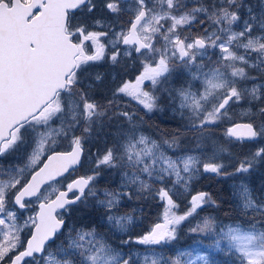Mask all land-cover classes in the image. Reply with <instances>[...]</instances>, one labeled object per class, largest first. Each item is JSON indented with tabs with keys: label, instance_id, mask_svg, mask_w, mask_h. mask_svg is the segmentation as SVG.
Wrapping results in <instances>:
<instances>
[{
	"label": "snow or ice",
	"instance_id": "6c2138e0",
	"mask_svg": "<svg viewBox=\"0 0 264 264\" xmlns=\"http://www.w3.org/2000/svg\"><path fill=\"white\" fill-rule=\"evenodd\" d=\"M102 7L113 16L132 17L127 30H112L109 59L120 63L118 45L123 44L129 46L123 56L137 54L143 69L134 81L118 84L106 103L94 99L91 86L82 80L88 67L105 58L102 38L110 35L95 30L105 26L102 20L89 23L96 0H0V159L27 142L25 133L33 134L27 165H0V264H183L179 257H158L153 246L175 240L177 226L212 202L208 193L192 196L189 210L176 215L169 190L160 188L157 195L167 202L163 223L133 237L127 228L132 217L113 214L121 197L130 193L105 190L104 199L97 203L112 228L127 236L116 246L95 228L68 227L58 210L68 211L86 196H97L94 182L102 168L120 170L122 188L135 186L137 192H144L151 189L150 181L171 179L173 187L187 189L201 169L231 176L249 173L264 161V147L239 160L233 172L218 156L226 151L223 146L206 161L191 152L170 156L167 150L180 148L181 135L160 141L145 135L144 121L137 123L135 113L123 110L120 103V97H127L145 115L159 110V85L177 68L184 69L203 87L197 92L191 85L177 90L179 115L187 121L185 131L198 133V140L204 139L210 126L231 119L232 105L242 100L264 105V85L248 89L242 84L255 79L246 69L264 75V0L257 6L248 0H211L210 4L196 0L192 7L185 0H102ZM197 24L200 35L185 34ZM209 49H218L219 57L205 62ZM95 80L101 76L97 74ZM245 115L251 122L236 123L225 135L240 142L264 137V106L255 112L249 108ZM121 119L127 127L119 125L111 133L115 143L95 158L93 174L73 180L64 191L54 187L52 182L81 164L85 142ZM62 139L69 140L71 151L55 150ZM234 196L239 222L218 227L214 218L207 217L190 231L215 232L218 239L213 246L220 249L221 241H226L227 251L237 256L239 264H264V197L256 196L243 181ZM34 203L39 211L23 218V211ZM65 228L67 235L61 240ZM134 246H145V252L152 254L142 255ZM180 255L188 256L186 264H209L206 255Z\"/></svg>",
	"mask_w": 264,
	"mask_h": 264
},
{
	"label": "rangeland",
	"instance_id": "374dc122",
	"mask_svg": "<svg viewBox=\"0 0 264 264\" xmlns=\"http://www.w3.org/2000/svg\"><path fill=\"white\" fill-rule=\"evenodd\" d=\"M205 1H207L208 4L211 3V0H205ZM195 2H196V0H185V3L188 4L189 7L194 6ZM96 3H97L98 8L95 9V11L89 16V23L91 24V22L93 20H96V19L102 20L104 22L105 26L103 28L95 27V30L106 31V32H109L110 35H109V37L102 38V42H104L106 44L105 58L99 62H95L92 66L88 67L87 72H85L83 77H82V80L84 81L85 86L86 87L89 85L91 86L89 88V92L93 98H95V96H98L100 94L99 91H97V89L102 91V92L104 91L105 93H109L112 95V91L116 88V86L118 84H120L122 81H126V80L134 81L136 76L139 75L140 72L143 70L141 59L138 58L137 55H135L133 53V55L131 57L123 56V51L129 47L128 46H122V44L118 45V48L120 49V51L122 53L120 63L113 64L111 62V60L109 59V56L111 55V52L113 50L111 43H109V40L111 39V32L113 29L117 32H119L121 29L127 30L129 24H126L124 22V19H126L127 16H129L130 18H128V19L130 20L132 17L127 13H124V14L120 15L119 17L113 16V15L109 14L102 7V0H96ZM129 3H130V0H129ZM258 4H259V0H253V2H252L253 6H257ZM245 18H247V17H245ZM236 30L238 31L239 29H236ZM185 34L186 35H200L201 34V26L199 24H197L191 33H185ZM88 43H90V42H88ZM161 43H163V41H161ZM159 46L160 45L157 44V47H159ZM213 53H215V55H213ZM209 57H211L212 61H213V59H215V60L218 59L219 50L218 49H209L207 55L204 56V58H203L204 61L207 62L209 60ZM213 66H214L213 64H209V68L213 67ZM122 68H125V71L121 72L120 69H122ZM253 70H255L256 72H259L256 69H253ZM184 71L187 74H189L186 70H184ZM204 71L207 72L208 68H205ZM97 74H99L101 76L100 81L95 80V76ZM190 78H191V76H190ZM145 83L147 84V82H145ZM189 85H191V90L193 92L203 91L201 81H194L191 78V83ZM189 85H187V87ZM254 85H264V75H262V79L255 81L251 84L244 85V87L251 89ZM181 88H186V87H180L177 90H179ZM178 100H179V98H178ZM104 101H105V99L102 100V102H104ZM120 101H126V103L121 104L122 109L126 110V111H128L134 105L139 106L136 104L135 101H130L129 98H127V97H120ZM179 103H180V101L178 102L177 109H176V112L178 114H179V111H178ZM260 103L261 102H258V101L250 102L249 100H245L242 103L239 102V103L233 105L232 106L233 108H230V111H229V116L231 117L230 120H232V122L228 126H226V129L229 128L234 123L235 119L238 121H247L249 119V116H246L245 112L249 108H251L252 111L255 112ZM141 109H142V107H141ZM230 120L225 119L223 123L229 122ZM183 121L185 124H187L186 120H183ZM184 123H182L180 129L185 130V124ZM223 123L219 122L218 125L223 126ZM110 126H113L115 128L116 124H114V122L111 121ZM123 126L127 127V124H125ZM141 130L143 131V133L145 135H148V136L152 137L153 139L160 141L157 138L158 131L152 129L151 126H149L147 124H142ZM32 135L33 134L30 132L25 133V138H26L27 142L24 145H22L19 148V150H17L15 152H13L12 154L0 159V165H3L4 167H8V166L24 167L25 165H27L28 164V154L31 152L30 140H31ZM76 135H80V132L77 131ZM220 135L222 136V134H220ZM165 138H171V137L165 132L164 133V139ZM222 138H223V136H222ZM189 140L192 142H197L194 139L186 138V141L189 142ZM257 140L259 141L258 143L260 145H262V144L264 145V137H258ZM114 143H115L114 138H113V140H109L103 133H101L99 135L93 134V136L90 137L89 140L85 142L84 147H86L87 153H86L85 160L83 159V161H82L81 167H82V170H85L87 172L86 176L93 174V170L95 168V163H94L95 158L98 155L102 154L106 147H111ZM70 147H71V144H70L69 140H63L62 139L59 141L55 150L56 151H67L70 149ZM201 151H202V149H200L199 153H192V152L191 153L193 155L199 156L202 160H205V161L213 155V153H208V152H204V151L201 152ZM214 152H216V151H214ZM167 154L175 157L177 155H183L184 152L179 151V150H176V151L167 150ZM218 156L220 159H222V156L220 155V153L218 154ZM236 166L237 165L234 162L233 163V171H234ZM31 170H32L31 168L27 169V171H31ZM26 174H27V172H26ZM108 174L112 175L111 176L112 179L109 181L112 182V184H113L112 187H114L113 189H108L107 187H105V184L108 185L109 181L104 179V177L108 176ZM204 174H206V173H204L203 170L201 169L200 174L197 176H194V178L190 182V186L187 189H184L182 186H179V185H177L176 187H173L172 181H171V179H169L165 182L150 181V183H151V189L150 190H147L144 192H137L135 186L122 188V186H121L122 185V174H121L120 170L102 168L99 177L94 182V186H95V190L97 192V196H95V197L87 196L85 199V201L87 203H89L90 205H92L93 209H95L92 212V214H90L91 215L90 218L87 219V220H93L92 225L89 223L88 228H95L97 230V232H99L101 235L105 236L106 239H108L109 242L112 243L114 246L118 245L121 239L127 238V236H125L123 233L112 228V226L107 222V219L105 217V209L97 203L98 200L104 199L103 193L105 192V190L123 191L125 193H130V196L125 195V196L121 197L120 203L117 206V208H122V210H117V208L113 209V214L116 216H130V217H132L131 223L127 224V228L129 229L130 234L133 237L138 236V235H143L146 232H148L151 229V227L154 226L156 223H163V214H164V209L167 206V202L165 200H161L159 198V196L157 195V191L160 188H165L166 190H169V194L172 196L174 203L177 205V207L173 208L171 211L173 213H175L176 215H184L188 211L192 196H194L193 189H192L193 183L197 182ZM116 175L118 177L115 181L113 178ZM82 176H85V175H82ZM245 176H246L245 173L227 176V177H230L229 180L233 181V182L231 181L230 184H231V187L233 189V198H234V202H235L234 207L236 208V212L233 209L232 210L233 215L231 213L230 214L228 213L227 216H232V217H230L229 219H228V217H226V219L220 220L218 223V227L223 226V225H232V224L240 221V219H241L240 212H239V209L237 207L238 201H237L236 197L234 196V191H235L236 186H238L242 181L249 185ZM219 177H221V176H219ZM145 179H147V177H145ZM68 182H69V178H63V179L58 180V182H53V185H54V187L61 190V189L66 187ZM249 187L251 188L250 185H249ZM47 190L49 192L52 191L51 188H48ZM256 196L264 197V187L261 190L260 195H256ZM53 197H54V195H53ZM150 201H155L157 203V205H159V206L157 207V206L150 205V204H152V202H150ZM37 205H38V203H34L32 208L28 209L27 211L22 210L23 211V218H26L29 215H34L35 212H37ZM144 205H146V206L150 205L154 211L156 209L160 208V218L158 221H153L154 217L156 216L155 212L150 213V210L147 207H145ZM202 206H204V204ZM81 211H84V207H82V206H80L77 209H74V208L68 209V211H65V213L61 214L65 218L66 225L68 227H75L77 229H80L81 227L85 228L82 223L80 225L77 224L79 226H77L75 223L77 218H78V215H79V213H81ZM88 216H87V218H88ZM202 222H203V220L200 221L198 225L202 224ZM181 224H182V222H181ZM180 225L177 226L176 238H177V233L179 231ZM64 233H65V236L61 237V240L65 239V237L67 235V228L64 229ZM203 234H204L203 235L204 241L206 240V238L209 239L210 233H203ZM215 238L218 239V236H216ZM61 240H58L56 243L57 244L61 243ZM210 240L211 239H209V241ZM175 242H176V239L171 241L167 245L153 246L154 247V254L157 255L158 257L162 256L163 250L167 249L169 252H171V254L173 256L172 258L179 257L181 260L185 261L183 264H186V262L188 260V256L187 255L181 256L180 254L181 253H189V251L185 250V249L184 250L179 249V248L176 249V247H178V244H176ZM208 245H206V246H208ZM221 245L222 246L220 247V250H222L225 253H229L227 251V242L222 240ZM216 249L217 248L214 247L213 251H215ZM127 250H128L127 248L124 249V251H127ZM133 250L140 252L142 255L143 254H152V253H146L145 252V246H134ZM198 254L202 255L200 252H196V255H198ZM192 258H195V256L193 254H192ZM197 264H202V262H197Z\"/></svg>",
	"mask_w": 264,
	"mask_h": 264
},
{
	"label": "trees",
	"instance_id": "16d2710c",
	"mask_svg": "<svg viewBox=\"0 0 264 264\" xmlns=\"http://www.w3.org/2000/svg\"><path fill=\"white\" fill-rule=\"evenodd\" d=\"M203 2L205 4H208L207 1L205 0ZM248 2L252 4L253 0H248ZM124 22L128 24L129 19L128 18L124 19ZM213 61H215V59H213ZM120 71L121 72L125 71V68L120 69ZM246 71L250 76L255 77V79L243 81L242 82L243 86L262 79V75L260 72H256L253 69H246ZM190 83H191V78L189 74H187L183 69L177 68L172 73V75L167 79V81L159 85V90L156 92V95L159 98L158 99L159 110L145 115L144 110H142L140 106L134 105L128 111L135 113L137 123H139V121L142 119L144 121L143 124H147L151 126L152 129L158 131L157 138L159 140L164 139L165 132L170 137H172L174 134H180L181 145L178 150L184 153L186 152L199 153L200 149H202L201 152L204 151L208 153H214V151H216L220 146H223L226 149V151L220 153V155L222 156V160L229 165L227 171L233 172L234 162L237 165L239 160L243 159L246 156H250L251 153H254L260 147H264V145L263 144L260 145L257 139L252 142H247V141L240 142L237 140H230L225 135V130H226V126H228L232 122V120L225 123H223L224 122L223 120L222 121L223 126H219L218 124L215 126H210L209 131L205 133V137L203 140H198L199 137L198 133L186 132L184 129H180L182 123H184L183 121L184 119H181L180 115L176 112L177 105L179 102L176 90L180 87H187V85H189ZM97 91H99L100 94L98 96H95L94 99H96L101 103L107 102V99L111 97V94L109 93H105L104 91L102 92L98 89ZM103 99H105L104 102H102ZM243 101L245 100L240 101V103H242ZM120 103L123 104L126 103V101H120ZM232 106L231 108H233ZM260 106H264V105L260 103L257 109ZM256 119L258 122L259 118L257 117ZM235 121L237 122L238 120L235 119ZM113 122L114 124H116V127L114 128L113 126L108 125L105 127L103 132V134L109 140H113L114 137L113 135H111V133H115L119 125L127 124V122L122 119L113 120ZM245 122H251L250 118ZM220 134H222L223 138ZM186 138L194 139L197 142H192L190 140L188 142L186 141ZM198 143L200 145L199 147H197ZM84 149H85L84 151L85 153L83 159L85 160L87 153L86 147H84ZM80 173L83 175H87V172L82 169L80 170ZM245 175H246L245 178L249 183V185L251 186V189L253 190L254 194L260 195L261 190L264 187V161L257 163L254 166V168L251 169L249 173H245ZM111 176H112L111 174H108V176L104 177V179L109 181L112 179ZM117 177L118 176L116 175L113 179L116 181ZM229 179L230 177L227 176L221 175V177H219L213 173H206L197 182L193 183V187H192L193 194L196 195L199 192L208 193L211 197L212 202L204 204V206L196 210V213H194L187 220L182 222V224L179 227V231L177 233V238L175 243L178 244V247H176V249L179 248L183 250L184 249L188 250L194 256H196V252H200L202 255H206L208 257L209 264H239L236 255L231 253H225L220 249H216L215 251H213L214 241L215 239H217L215 238L217 236L215 232L210 233L209 236V239H211L210 241L208 238H206V240L204 241L203 233H196L190 231V229L197 227L199 222L207 217L214 218L218 226L220 220L226 219V217H228V219L232 217L227 215L228 213L229 214L231 213L233 215L232 212L233 209L236 212V208L234 207L235 202L233 198V189L230 184L232 180ZM108 185L105 184V187H107L108 189L114 188L112 187L113 184L111 181H109ZM150 202H152V204L150 205L157 207L159 206L155 201H150ZM150 205L148 206L144 205V206L150 210V213L155 212L156 216L154 217L153 221H158L160 218V208L154 211ZM80 206L84 207V211H81V213H79L75 223L76 225L77 224L80 225L82 223L85 228H88L89 223L92 225L93 220H87V219L90 218L91 216L90 214H92V212L95 209H93V206L87 203L85 200L81 202L80 205H78V207ZM117 210H122V208H117ZM162 256L166 260L173 257L171 252H169L167 249L163 250ZM182 262L184 263L185 261L182 260Z\"/></svg>",
	"mask_w": 264,
	"mask_h": 264
},
{
	"label": "water",
	"instance_id": "95a60500",
	"mask_svg": "<svg viewBox=\"0 0 264 264\" xmlns=\"http://www.w3.org/2000/svg\"><path fill=\"white\" fill-rule=\"evenodd\" d=\"M122 45H123V44H122ZM123 46H125V45H123ZM135 55H137V54H135ZM238 123H244V122H238ZM234 124H236V123H234ZM234 124H233V125H234ZM233 125H232V126H233ZM232 126H230V127H232ZM230 139H231V140H236L234 137H233V138H230ZM246 141H252V140H246ZM69 151H71V149H70ZM59 152H62V151H59ZM66 152H67V151H66ZM82 157H83V155H82ZM82 157H81V161H82ZM80 165H81V164L76 165V166L74 167V169H70L69 172L65 173L63 177H65L66 175H68L72 170H75V169L79 168ZM63 177H58L57 180L60 179V178H63ZM78 178H79V177H77L76 179H78ZM74 180H75V179H74ZM70 183H71V182H70ZM65 190H66V189H65ZM61 191H64V190H61ZM71 194H73V193H69V198H72V197H70ZM54 198H55V197H54ZM76 204H78V202H77ZM76 204L71 205V206H75ZM37 211H39V206H38V205H37ZM63 211H64V209H59V210H58V214L61 213V212H63Z\"/></svg>",
	"mask_w": 264,
	"mask_h": 264
},
{
	"label": "flooded vegetation",
	"instance_id": "af4514ba",
	"mask_svg": "<svg viewBox=\"0 0 264 264\" xmlns=\"http://www.w3.org/2000/svg\"><path fill=\"white\" fill-rule=\"evenodd\" d=\"M76 174H77V172H72L71 175H69L70 181H72L74 178L78 177V176H75Z\"/></svg>",
	"mask_w": 264,
	"mask_h": 264
}]
</instances>
